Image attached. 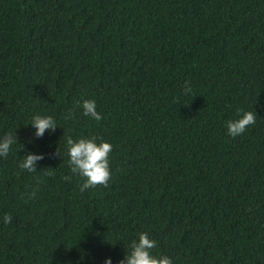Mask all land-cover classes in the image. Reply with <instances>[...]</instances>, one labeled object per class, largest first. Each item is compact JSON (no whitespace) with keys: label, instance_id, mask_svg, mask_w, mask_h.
Returning <instances> with one entry per match:
<instances>
[{"label":"trees","instance_id":"trees-1","mask_svg":"<svg viewBox=\"0 0 264 264\" xmlns=\"http://www.w3.org/2000/svg\"><path fill=\"white\" fill-rule=\"evenodd\" d=\"M85 100L101 121L64 119ZM238 110L257 118L233 138ZM35 115L58 128L36 138ZM9 132L0 264H119L144 232L173 264H264V0H0ZM93 136L112 179L81 192L67 139Z\"/></svg>","mask_w":264,"mask_h":264},{"label":"clouds","instance_id":"clouds-1","mask_svg":"<svg viewBox=\"0 0 264 264\" xmlns=\"http://www.w3.org/2000/svg\"><path fill=\"white\" fill-rule=\"evenodd\" d=\"M192 93V87L190 81L185 83V95ZM83 108V115L90 116L97 122L103 119L102 115L97 112L96 102L94 100H85L81 105L79 101L76 102V106L69 110L65 115V120L75 118L76 108ZM240 118L236 120H230L227 122L228 135L235 138L243 135L246 130L255 124L257 113L253 111L243 112ZM31 126L36 130L35 137L42 138L46 132H55L58 128L54 117L35 115L32 119ZM18 142L15 134L9 132L0 138V157L6 158L14 144ZM68 156L70 171L73 175L80 176L84 179V183L81 185V192L96 188L97 186H103L107 188L109 181L112 179L109 156L112 152V145L108 142H97V137L79 138L73 140L71 137L67 139ZM56 155L60 154V149ZM45 159L44 155H37L34 153H27L20 163V168L30 173H37V162ZM51 174V173H49ZM64 179L71 182L72 176H65ZM36 195V190H33L29 198H33ZM5 224H9L12 221V217L9 214H5L3 217ZM157 247V241L151 239L147 232L139 234L138 240L131 242L130 252H126V256L119 264H173V261L168 256H155L153 255V249ZM105 264H112L111 258L105 261Z\"/></svg>","mask_w":264,"mask_h":264}]
</instances>
